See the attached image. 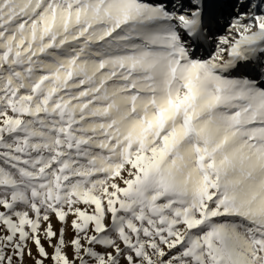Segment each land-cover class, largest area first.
Listing matches in <instances>:
<instances>
[{
  "label": "snow or ice",
  "instance_id": "6c2138e0",
  "mask_svg": "<svg viewBox=\"0 0 264 264\" xmlns=\"http://www.w3.org/2000/svg\"><path fill=\"white\" fill-rule=\"evenodd\" d=\"M0 264H264V0H0Z\"/></svg>",
  "mask_w": 264,
  "mask_h": 264
}]
</instances>
